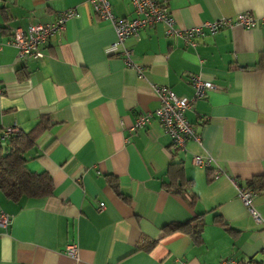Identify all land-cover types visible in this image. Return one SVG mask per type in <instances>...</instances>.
Segmentation results:
<instances>
[{"label": "crops", "instance_id": "crops-1", "mask_svg": "<svg viewBox=\"0 0 264 264\" xmlns=\"http://www.w3.org/2000/svg\"><path fill=\"white\" fill-rule=\"evenodd\" d=\"M110 1L118 17L135 16L131 0ZM159 1L180 29L246 11L259 20L251 29L207 32L196 47L162 23L144 28L125 43L144 68L140 76L122 51L110 52L115 29L89 0H0V137L12 126L37 130L26 166L54 181L45 197L13 201L0 191V208L11 216L0 228V264H264V224L237 188L255 192L264 217V190L248 184L264 176V0ZM74 7L80 16L43 47V58H18L9 42L16 29ZM193 74L216 86L187 111L202 143L176 147L156 119L131 129L160 106L158 86L192 98ZM195 155L212 162L197 165ZM187 181L192 186L174 191ZM198 216L206 224L200 243L165 234L166 225ZM72 243L77 259L67 253Z\"/></svg>", "mask_w": 264, "mask_h": 264}, {"label": "built area", "instance_id": "built-area-1", "mask_svg": "<svg viewBox=\"0 0 264 264\" xmlns=\"http://www.w3.org/2000/svg\"><path fill=\"white\" fill-rule=\"evenodd\" d=\"M95 12L102 19L110 21L115 29L117 40L110 47L111 51H122L125 55L126 64L129 67L137 69L140 76L144 75V68L142 65L135 63L131 57L132 50L125 46L126 41L130 37H137L144 28L152 27L158 23L165 26L166 34H172L182 37L187 45L196 47L198 39L205 36L207 32L215 34L225 27L233 25H240L251 29L256 26L258 17L252 12H240L234 18H222L214 21H205L201 25L189 28L180 29L175 25V18L170 13L168 8L159 0H131L134 6L135 16L127 19L118 17L113 10V5L110 0H89ZM80 12L78 8H69L59 12L52 22L48 23H31L25 30L16 29L13 38L9 41L18 50V58L27 61L30 58H43L45 53L43 47L56 35H61L67 25V22L73 18L79 17ZM2 46L0 45V50ZM191 85L194 88V95L192 98L179 97L167 85H160L157 87V95L160 101V106L155 110L146 111L140 115L132 130H137L146 127L148 124L156 119L164 132L168 134L173 144L178 148H185L189 140H194L202 143V137L197 132L193 124L187 117V111L192 107L193 102L203 99L208 92L215 89V84L208 79H205L201 74H193L190 78ZM17 126L7 127L4 130L5 136L20 132ZM212 159H205L201 155L194 156V162L197 165H208ZM221 173L216 172V177ZM238 196L248 207L251 215L259 224H264V217L262 213L254 205L255 192L252 189L244 186H237ZM105 204L101 203V208ZM11 221V216L5 210L0 208V228H6ZM67 253L71 257L78 258L79 247L77 244H69ZM224 264H245L238 262L235 259H228ZM249 264V263H247Z\"/></svg>", "mask_w": 264, "mask_h": 264}, {"label": "trees", "instance_id": "trees-1", "mask_svg": "<svg viewBox=\"0 0 264 264\" xmlns=\"http://www.w3.org/2000/svg\"><path fill=\"white\" fill-rule=\"evenodd\" d=\"M42 124L39 123L40 126ZM36 131L26 133L21 130L10 136L3 135V137H0V191L10 200L19 201L24 197L39 198L52 194L54 187L52 176L47 172L30 171L26 166L28 162L26 153L35 145ZM178 166H180V171L183 170L182 164H178ZM111 182L118 194L129 200L120 191L118 182L114 179ZM192 184V181L178 183V187L174 191L179 193L181 189L192 186ZM248 184L252 188L264 190V176L256 177ZM216 218L220 224L229 228L222 218L219 216ZM205 225L203 216H198L184 223L174 222L166 225L165 234L182 232L190 235L197 243H200ZM154 245L155 243H150L142 248L150 250Z\"/></svg>", "mask_w": 264, "mask_h": 264}]
</instances>
